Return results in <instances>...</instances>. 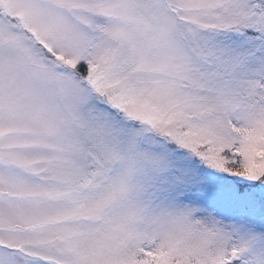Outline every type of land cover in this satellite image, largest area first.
Masks as SVG:
<instances>
[{"label": "snow or ice", "instance_id": "1", "mask_svg": "<svg viewBox=\"0 0 264 264\" xmlns=\"http://www.w3.org/2000/svg\"><path fill=\"white\" fill-rule=\"evenodd\" d=\"M0 264H264V0H0Z\"/></svg>", "mask_w": 264, "mask_h": 264}]
</instances>
